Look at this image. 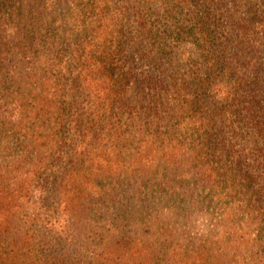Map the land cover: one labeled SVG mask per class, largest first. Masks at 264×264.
Here are the masks:
<instances>
[{
  "label": "trees",
  "instance_id": "1",
  "mask_svg": "<svg viewBox=\"0 0 264 264\" xmlns=\"http://www.w3.org/2000/svg\"><path fill=\"white\" fill-rule=\"evenodd\" d=\"M55 3L0 0V264H264V0Z\"/></svg>",
  "mask_w": 264,
  "mask_h": 264
},
{
  "label": "rangeland",
  "instance_id": "2",
  "mask_svg": "<svg viewBox=\"0 0 264 264\" xmlns=\"http://www.w3.org/2000/svg\"><path fill=\"white\" fill-rule=\"evenodd\" d=\"M42 1H46V5H51L54 4L56 5L55 1L56 0H42ZM112 1V6L110 7V10H112V13L114 11H116L117 9H120L123 1L125 0H111ZM159 1V0H158ZM71 5V3H70ZM61 7L57 8L55 10L51 9V13H54L56 15V13L60 12ZM63 14H61L62 16ZM131 16V15H129ZM58 25L61 22V19L58 15ZM62 25V22H61ZM16 27H10L11 32L13 33V31H15ZM137 49V50H136ZM135 50H133L131 48V51H129V57L127 58L125 65L127 69H131L133 70V72L135 73L134 78L131 79L129 85H128V91L126 94V101L130 104L128 109H131L133 111H138L139 110V95H140V88H139V71H141V69L147 68L148 64L145 61H141V58H139V46L136 48ZM111 83V82H108ZM112 84V83H111ZM127 109V112L129 111ZM3 111H1L0 113V175H3L5 177L8 178H13L15 177L16 173L18 172V170H16V160L18 158H23L25 157L28 161H29V157L27 156V152L25 150L24 146L19 145L18 141H26V134L29 132V129L26 127H21V126H17L16 122H18L19 120H23L24 122H26L27 120H32L33 117L36 116V113L31 112V111H14V109H12L6 106H3L2 108ZM33 121V120H32ZM23 126V124H22ZM38 132V128H36V130ZM31 158V156H30ZM28 161L27 162H21L22 165H24L25 167L28 166ZM111 161L113 162V164H118L117 162V158L113 157V159H111ZM13 164H15L13 166ZM21 171H23L21 169ZM2 173V174H1ZM58 174V173H56ZM21 176L26 175V173H21ZM13 180V179H12ZM129 181L132 182L131 179H129ZM8 193V192H6ZM59 196L58 194H55L53 196V199H51V203L52 206L55 207L56 206V202H59ZM9 206L12 204H16L19 201H8ZM128 206V203H126ZM130 207V206H128ZM53 213L54 215H57L58 213L54 212V209L52 208L49 212ZM51 215V214H50ZM123 215V214H122ZM51 217L53 218L54 216L51 215ZM126 217V216H125ZM124 218L125 222H128L126 220V218ZM122 220V218L117 219L116 221H120ZM139 219L136 218H130L129 222H134V225H138Z\"/></svg>",
  "mask_w": 264,
  "mask_h": 264
}]
</instances>
